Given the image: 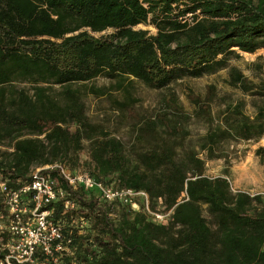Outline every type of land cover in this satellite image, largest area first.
Here are the masks:
<instances>
[{
    "label": "trees",
    "instance_id": "obj_1",
    "mask_svg": "<svg viewBox=\"0 0 264 264\" xmlns=\"http://www.w3.org/2000/svg\"><path fill=\"white\" fill-rule=\"evenodd\" d=\"M262 48L264 0H0V178L19 188L39 167L59 176L77 208L68 211L62 201L48 206L71 238V252L56 253L58 260L264 264V196L235 191L226 176H208L206 161L195 150L178 158L168 141L140 148L139 138L128 147L103 133L91 123L83 91L75 87L103 76L160 89L185 76L216 72L238 50ZM231 73L234 85L251 89L241 70L233 67ZM92 90L105 94L103 88ZM194 100L204 115L211 113L209 103ZM169 104L181 109L173 99ZM233 115L227 134L244 140L264 135V110L251 119L235 107ZM156 118L141 129L154 130L160 122L172 131L167 112ZM224 133H208L202 148L213 152ZM85 140L94 164L89 171L145 191L151 211L157 212L158 202L170 211L167 222L156 221L146 202L139 210L109 203L70 185L57 168H42L65 162L76 169ZM1 212L6 209L0 193ZM10 239L8 232L0 234V258L8 254L4 244ZM30 264L57 261L38 250Z\"/></svg>",
    "mask_w": 264,
    "mask_h": 264
},
{
    "label": "rangeland",
    "instance_id": "obj_2",
    "mask_svg": "<svg viewBox=\"0 0 264 264\" xmlns=\"http://www.w3.org/2000/svg\"><path fill=\"white\" fill-rule=\"evenodd\" d=\"M138 27L156 31L151 25L140 24ZM237 53L230 55L227 66L216 72H206L196 77L185 76L160 89L151 88L137 79L119 81L117 78L103 76L75 87H80L83 91L86 113L91 123L103 133L108 132L118 137L128 147L134 145L139 138L140 148H151L165 140L175 147L178 158L195 150L206 161L208 176H226L235 191L243 190L252 195L264 196V151L260 154L258 152L260 147H264V135L258 139L244 140L227 134V129L233 124L231 121L236 117H230L235 107H239L240 112L251 119L259 110H264V48L255 53L240 50ZM233 67L246 75L251 85L250 90L233 84ZM120 82L123 85L120 86ZM210 86L214 87L212 93ZM94 88L105 89V94L95 95L92 92ZM194 98L209 103L211 113L204 115ZM171 99L181 109L172 107L169 104ZM164 112L169 116L172 131L160 122L154 130L141 129L142 124L149 119H157L156 116ZM220 130L225 133L218 138L214 151L204 150L202 145L208 140L207 134ZM84 143L85 148L80 152L76 169L92 170L94 164L89 153V142L85 140ZM140 202L145 203V200L140 198ZM156 204V211L168 217L170 211H163L161 202ZM6 215V212L0 213L3 225L7 220ZM77 224L83 229L87 227L85 221H77ZM57 264L65 263L60 259Z\"/></svg>",
    "mask_w": 264,
    "mask_h": 264
},
{
    "label": "built area",
    "instance_id": "obj_3",
    "mask_svg": "<svg viewBox=\"0 0 264 264\" xmlns=\"http://www.w3.org/2000/svg\"><path fill=\"white\" fill-rule=\"evenodd\" d=\"M42 168H57L70 185L81 187L89 195L94 194L109 203L118 202L130 206L133 210H139L140 198L144 199L146 208L154 219L167 222L168 217L165 214L149 209V197L145 191L118 186L116 181L98 179L89 170L72 169L65 162ZM0 193L7 213L5 225L0 222V234L6 231L11 235V239L4 244L8 254L4 259L0 258V264L35 263L38 250L58 261L56 253L68 250L71 238H66L60 224L53 221L52 210L48 206L53 202L62 201L68 211L77 208L76 201L61 186L59 176L44 173L38 168L32 172L30 181L19 188L8 186L0 178ZM30 193L31 197L28 198Z\"/></svg>",
    "mask_w": 264,
    "mask_h": 264
}]
</instances>
